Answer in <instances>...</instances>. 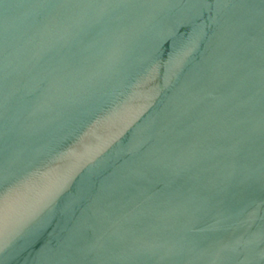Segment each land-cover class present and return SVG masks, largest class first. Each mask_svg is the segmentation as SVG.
I'll return each instance as SVG.
<instances>
[{
	"label": "water",
	"instance_id": "1",
	"mask_svg": "<svg viewBox=\"0 0 264 264\" xmlns=\"http://www.w3.org/2000/svg\"><path fill=\"white\" fill-rule=\"evenodd\" d=\"M0 264H264V0H0Z\"/></svg>",
	"mask_w": 264,
	"mask_h": 264
}]
</instances>
